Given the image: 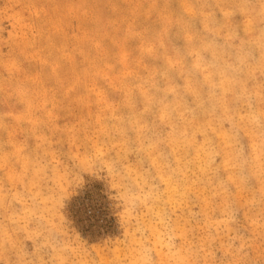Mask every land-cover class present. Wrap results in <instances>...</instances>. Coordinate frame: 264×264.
<instances>
[{
  "label": "rangeland",
  "instance_id": "374dc122",
  "mask_svg": "<svg viewBox=\"0 0 264 264\" xmlns=\"http://www.w3.org/2000/svg\"><path fill=\"white\" fill-rule=\"evenodd\" d=\"M0 264H264V0H0Z\"/></svg>",
  "mask_w": 264,
  "mask_h": 264
}]
</instances>
